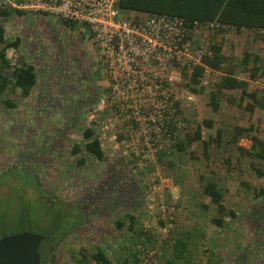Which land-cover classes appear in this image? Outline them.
Instances as JSON below:
<instances>
[{"label": "rangeland", "instance_id": "rangeland-1", "mask_svg": "<svg viewBox=\"0 0 264 264\" xmlns=\"http://www.w3.org/2000/svg\"><path fill=\"white\" fill-rule=\"evenodd\" d=\"M20 3L0 0V10L11 12L6 19L0 15L4 36L20 41L16 50L7 51L8 67L19 61L34 62L41 81L29 98H23L12 85L0 93V238L20 232L47 238L52 230L51 239L39 246L42 264H90L87 256L98 250L112 264H264L263 232L254 231L244 220L253 205L264 203V195L255 197L253 189L242 184L247 174L242 155H231L229 144L225 157L218 149L214 151L212 142L204 150L201 142L188 145L186 141L205 119L212 120L216 130L242 127L249 116L246 128L251 131L238 138V145L242 141L249 145L251 136L264 138V109L257 108L255 115L244 112L242 103L251 100H242L240 90H222L216 94L219 109L214 112L210 94L223 73L209 68L208 85L195 86V101L183 100L179 105L181 111L173 120H179L182 127L168 151L144 163L130 145L133 139L123 123L108 109L101 112L90 105L92 100L102 105L105 97V78L96 52L87 48L82 36L66 39V33L49 34V28L42 40L35 19L45 17L17 9ZM243 32L232 29L213 41L228 58L223 72L233 70L240 80H249L256 67L257 78L248 82L247 91L263 103L264 46L257 45L256 50L253 45L257 43L248 46L245 40L252 35L260 41L263 38ZM197 35L207 50L213 41ZM245 54L250 56L247 65L242 62ZM9 68L3 72H11ZM91 76L100 82L97 87L89 82ZM183 89L191 92L188 87ZM39 91L43 93L37 96ZM80 101L89 106L81 108ZM98 123L108 127L106 140L100 141L104 161L84 150L82 138L87 128L97 136ZM206 138L214 137L206 134ZM178 141L184 143L182 151L176 148ZM74 147L79 148L75 154ZM257 166L264 170V163ZM210 179L222 190L224 212L198 187ZM126 214L134 216L131 227ZM78 216L81 220L73 229ZM218 219L221 227L214 223ZM118 220L121 229L116 227ZM253 232L260 236L251 238Z\"/></svg>", "mask_w": 264, "mask_h": 264}, {"label": "built area", "instance_id": "built-area-1", "mask_svg": "<svg viewBox=\"0 0 264 264\" xmlns=\"http://www.w3.org/2000/svg\"><path fill=\"white\" fill-rule=\"evenodd\" d=\"M16 8L72 24L83 35L107 83L101 104L123 123L144 163L168 149L180 131L181 122L173 120L180 103L195 101L182 88L189 83L185 75L202 65L206 53L194 44V36L201 33L213 41L220 37L219 28L228 29L212 22L191 31L177 17L126 15L117 0H21ZM258 34L264 40V30ZM209 74L204 66L198 85L207 86ZM107 129L98 123L99 141L106 140Z\"/></svg>", "mask_w": 264, "mask_h": 264}, {"label": "trees", "instance_id": "trees-1", "mask_svg": "<svg viewBox=\"0 0 264 264\" xmlns=\"http://www.w3.org/2000/svg\"><path fill=\"white\" fill-rule=\"evenodd\" d=\"M117 7L122 13L126 15L148 14L177 17L182 19L185 26L191 31L193 29H202L212 22H217L220 25L228 27V29H218V32L221 35L220 38L226 32L232 29L236 32H240L241 30H250L253 33L257 34L258 31L264 30V0H117ZM12 11L13 14L15 13L17 15H22L21 11ZM9 14H11L9 9H6L5 11L0 10L2 19H6ZM57 21L69 31H75L81 34L80 32L74 30L75 27L72 24H68L67 22H62L59 20ZM19 42L20 41L18 39L13 41L7 40L4 36V28L2 25H0V93L5 92L8 86L12 85L15 89H18L21 92L23 98H27L33 87L36 85L37 78L35 67L23 61H19V64L12 67L11 69L8 67L10 61L7 59V51L10 49L16 50L19 47ZM194 44L197 47L202 46L201 42H199L198 35L194 36ZM205 52L206 53L201 59L202 65L196 66L192 70L190 75H185L186 79L187 77L189 78V83H184L182 85V88L188 87L189 91L195 94L196 92L194 87L199 84L198 78L202 75L204 66H206L216 71H222L223 73L222 77L217 83L216 91L210 94L209 105L214 112H217L219 108V104L216 100V94L217 92H220L222 90H240L242 100H244L245 98L251 100V103L246 104L244 108L249 113H252L255 108L264 109V102H259L255 93H250L247 91V81L240 80L237 76H235L233 70H226L223 72L222 67L224 63L228 61V58L225 57L222 53V47L220 44L214 43V41L210 42L207 50L205 49ZM249 58L250 56L248 54H245L242 62H244L245 64ZM7 68H9L11 72H3V70H7ZM256 72V67H253L249 75V80L257 78ZM103 89L105 91L104 93L106 94L107 83L106 87ZM95 103L96 100H92L90 102L91 105ZM177 109L176 114H179V111H181L180 107H178ZM249 131H251V128H236V132L231 137V141L233 143H238L237 139L239 137H242L243 139L245 133H248ZM178 132L176 134V137L178 135ZM206 134L214 137L213 139H216V141L220 140L221 138V130H213V121L210 119H205L196 126L191 134H188L186 136L187 144L190 145L195 141H199L202 143L201 145L203 146L204 150H206L210 144V140L207 141ZM176 137L174 139H176ZM82 138L85 141L84 150L91 156H93L97 161H104L105 154L102 150L101 142L97 139V136H95V131H92L90 128L85 129L82 132ZM249 139V145L243 143V141L242 146L237 145V150L240 155H253L254 158L258 157L260 159H264V141H261L259 136H251ZM183 144L184 143L178 141L176 144V148L179 151H182ZM257 146L259 147V152H255ZM78 150V147H74L72 153L75 154L78 152ZM251 150L254 153L251 152L250 154L249 151ZM167 151L168 149L162 151L160 155ZM251 168L255 171L258 177L264 176V171L256 168L253 164H251ZM111 183V180L108 181V185ZM203 193L210 199V202L216 207L219 212L225 211L223 205V195L215 183L207 182L204 185ZM252 193L255 197H257L258 195H264V190L257 191L254 189L252 190ZM74 209L77 210L76 213L80 214L79 208L75 206ZM230 214L232 215V217H235V214L233 212H230ZM57 215L58 214L56 213V218ZM76 220H78V222L74 227H72L73 229L77 228L81 217L78 216V219ZM126 220L128 221L129 227H131L134 222V216H132L131 214H126ZM244 220L253 225L254 231L257 232L261 230L263 232L262 235L264 236V203L261 202L258 205H253L248 210ZM214 223L218 227L222 226V221L219 219L214 220ZM115 224L118 229H121L123 226L120 220L116 221ZM51 233L52 230L48 231L46 234L47 238H45L44 240H50ZM256 236L255 232H253L251 238H256ZM259 236L260 234L257 237ZM260 238H262V236ZM245 254V256H247V253ZM87 257L90 264H112L111 260L102 250L93 252ZM40 264L42 263L40 262ZM166 264L169 263L167 262Z\"/></svg>", "mask_w": 264, "mask_h": 264}, {"label": "crops", "instance_id": "crops-1", "mask_svg": "<svg viewBox=\"0 0 264 264\" xmlns=\"http://www.w3.org/2000/svg\"><path fill=\"white\" fill-rule=\"evenodd\" d=\"M36 20V24H38V28H37V31H38V35H40V36H38L39 38L41 37V39L43 40L44 38V36H43V34H45V35H47V28H49V34H54V35H56L57 34V32H58V35H61V34H64V33H66V35L64 36V38H66L67 39V37L69 36V35H75L76 37H77V39H78V37H79V39L81 38V34H79V33H77V32H75V31H69L67 28H65V27H63L62 25H61V23H59L57 20H54L53 18H37V19H35ZM61 27H62V29H61ZM40 28H42V29H40ZM65 31V32H64ZM242 32H243V30H241ZM245 32H243L244 34H250V33H253L252 31H250V30H244ZM229 32V31H228ZM225 35V34H224ZM226 36V35H225ZM224 36V37H225ZM59 37V36H58ZM246 37V36H245ZM220 38V37H219ZM78 39V40H79ZM58 40V39H57ZM245 40H246V43L248 44V46H250L252 43H257V44H255V45H253V47H255V49L257 50V45L261 48V47H263L264 46V41H262L263 43H261V41H260V39L259 40H257V38H254L253 37V35L252 36H250V37H246L245 38ZM85 41V40H84ZM86 45H88L87 44V42H84ZM36 44V43H35ZM56 44H61V42H57L56 41ZM45 45V44H44ZM88 49L90 48L91 49V47L88 45V47H87ZM31 65H33L34 67H35V71H36V78H37V81H36V85L33 87V89L31 90V92H30V94H29V96H28V98L29 97H31V95L33 94V91L35 90V88H38V85H40V79H39V73L37 72L38 71V69H37V66H36V64H34V62H31L30 63ZM38 64V63H37ZM38 66H39V64H38ZM39 68H40V66H39ZM47 74V73H46ZM65 74V73H64ZM44 76H46V77H48V75H44ZM257 77V76H256ZM70 78V77H69ZM67 76H66V80H68L69 79ZM42 80H43V82H44V80H45V78H41ZM47 79L48 78H46V84H47ZM243 80H245V79H243ZM48 81H50V80H48ZM245 81H247V82H251V84H252V81H250V80H245ZM43 82H42V85H43ZM68 82H70V80L68 81ZM89 82L90 83H92V84H94L93 86L94 87H97L99 84H100V82L99 81H96L95 79H93L92 78V76L91 77H89ZM105 82V86H104V88L106 87V81H104ZM76 83V82H75ZM74 83V84H75ZM54 86V85H53ZM42 88H43V86H42ZM47 89V88H46ZM80 89H83V87H80ZM97 89L98 88H96V91H97ZM80 91H82V90H80ZM43 93V91L41 92V91H39V93L37 94V96H39V95H41ZM46 93V92H45ZM79 104H80V107L81 108H87L89 105H86V104H84L82 101H80L79 102ZM248 104V103H247ZM91 105V104H90ZM93 106H97V109L99 110V111H103V110H105V108H103V106L102 105H95V104H92L91 105V107H93ZM245 105H244V103H242V110L244 111V112H247L245 109ZM219 109V108H218ZM256 110H257V108H255L254 110H253V112H252V114L253 115H255L257 112H256ZM247 113H249V112H247ZM249 123V116H247L246 117V122H243V124H242V128H246V127H248L247 126V124ZM251 123H252V120H251ZM221 125V124H220ZM214 126V125H213ZM215 127V126H214ZM236 128H238V127H234L233 128V126L231 127V126H229V128H223L222 126H220V128H218V129H220L221 130V138H220V140H218V141H216V139H212V140H210V142H212V144H211V146H212V148L214 149V151H216L217 149H218V151H219V153L222 155L223 153L225 154V157L227 156L228 157V154L229 153H227V152H225V146L227 145V144H229L230 146H232V149H231V155H235L236 157H240L239 156V154H238V151H237V145H238V143H233L232 141H231V137L233 136V134H235V132H236ZM223 131H227L226 132V134L223 132ZM238 138V137H237ZM260 138V140L261 141H264V138H262V137H259ZM238 140V139H237ZM193 143H199V141H195V142H193ZM108 145H112V142H109V143H107ZM234 146H235V149H234ZM251 152L252 153H254L252 150L251 151H249V153L251 154ZM255 152H259V147L257 146L256 147V151ZM207 155H210L209 153H207ZM230 157V156H229ZM228 158H226L225 160H227ZM256 165H255V164ZM257 163H264V159H260V158H258V157H255L254 158V156L253 155H242V164H246L247 165V167H246V175L245 176H242V184H244V187L246 186V188H249V187H251L253 190L255 189V190H257V191H259V190H264V176H262V177H258L257 175H256V173H255V171L251 168V164H253L256 168H259V166H257ZM253 171H252V170ZM260 169V168H259ZM262 171H264V170H262ZM220 177H222V176H220ZM245 177H246V179H245ZM195 180V179H194ZM207 182H213V183H215L213 180H208ZM207 182H205V183H202V185L201 184H197L198 185V187H201L202 188V191H203V188H204V185L207 183ZM216 184V183H215ZM249 186V187H248ZM218 188H219V190L221 191V193H222V190H221V188L218 186Z\"/></svg>", "mask_w": 264, "mask_h": 264}, {"label": "water", "instance_id": "water-1", "mask_svg": "<svg viewBox=\"0 0 264 264\" xmlns=\"http://www.w3.org/2000/svg\"><path fill=\"white\" fill-rule=\"evenodd\" d=\"M44 239L31 232L0 238V264H40L39 246Z\"/></svg>", "mask_w": 264, "mask_h": 264}, {"label": "bare ground", "instance_id": "bare-ground-1", "mask_svg": "<svg viewBox=\"0 0 264 264\" xmlns=\"http://www.w3.org/2000/svg\"><path fill=\"white\" fill-rule=\"evenodd\" d=\"M88 47V46H87Z\"/></svg>", "mask_w": 264, "mask_h": 264}, {"label": "flooded vegetation", "instance_id": "flooded-vegetation-1", "mask_svg": "<svg viewBox=\"0 0 264 264\" xmlns=\"http://www.w3.org/2000/svg\"><path fill=\"white\" fill-rule=\"evenodd\" d=\"M78 103V102H77Z\"/></svg>", "mask_w": 264, "mask_h": 264}]
</instances>
